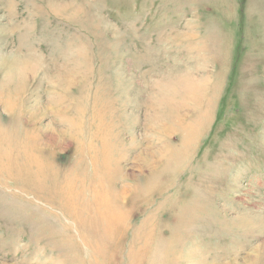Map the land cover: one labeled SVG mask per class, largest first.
I'll list each match as a JSON object with an SVG mask.
<instances>
[{"label":"rangeland","instance_id":"obj_1","mask_svg":"<svg viewBox=\"0 0 264 264\" xmlns=\"http://www.w3.org/2000/svg\"><path fill=\"white\" fill-rule=\"evenodd\" d=\"M0 264H264V0H0Z\"/></svg>","mask_w":264,"mask_h":264},{"label":"bare ground","instance_id":"obj_2","mask_svg":"<svg viewBox=\"0 0 264 264\" xmlns=\"http://www.w3.org/2000/svg\"><path fill=\"white\" fill-rule=\"evenodd\" d=\"M27 68V67H26ZM28 74V73H27ZM203 85V82H201V80L200 81H198V84H195V85H191V88H192V92L194 93V92H198L199 93V91H200V88H201V86ZM189 90H191V89H189ZM189 92V91H188ZM197 94V93H196ZM190 97V96H189ZM196 98V97H195ZM183 101V100H182ZM161 102H163V101H161ZM182 103H184V102H182ZM182 103H180L179 102V104H182ZM165 104V103H164ZM163 106V105H162ZM184 106V105H183ZM170 107H172L171 105H169L168 104V110L169 111H171L172 112V109H173V112H175V109L174 108H170ZM180 107H181V105H180ZM178 108V107H177ZM183 108V107H182ZM159 109L161 110L162 109V107H159ZM180 110V109H179ZM178 112V111H177ZM176 112V113H177ZM169 113V112H168ZM175 113V114H176ZM178 114V113H177ZM180 114V113H179ZM167 115H169V114H167ZM168 117V116H167ZM175 117H176V119H179L180 117H179V115H175ZM174 120V119H173ZM172 121V120H171ZM179 122H180V120H179ZM170 125V124H169ZM173 125V124H172ZM162 128V127H161ZM168 129V128H167ZM161 130V129H160ZM170 131V130H169ZM168 131V132H169ZM171 132V131H170ZM161 133V132H160Z\"/></svg>","mask_w":264,"mask_h":264}]
</instances>
